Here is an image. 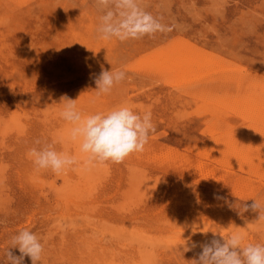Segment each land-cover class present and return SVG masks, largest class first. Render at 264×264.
<instances>
[{"label": "rangeland", "instance_id": "obj_1", "mask_svg": "<svg viewBox=\"0 0 264 264\" xmlns=\"http://www.w3.org/2000/svg\"><path fill=\"white\" fill-rule=\"evenodd\" d=\"M108 11L165 30L104 40ZM102 68L126 77L97 96ZM64 95L83 114L150 111L155 132L120 163L37 171L32 148L82 159ZM225 199L264 204V0H0V264L23 229L40 264H191L201 249L184 241L233 231L264 243L259 212L242 219Z\"/></svg>", "mask_w": 264, "mask_h": 264}, {"label": "clouds", "instance_id": "obj_2", "mask_svg": "<svg viewBox=\"0 0 264 264\" xmlns=\"http://www.w3.org/2000/svg\"><path fill=\"white\" fill-rule=\"evenodd\" d=\"M97 4L104 7L115 4L117 8L131 9L134 7V0H97ZM101 19L98 33L104 40L113 37L121 41L138 39L165 30L163 25L147 15H128L117 23L113 22V13L108 11ZM125 77L126 73L122 70L109 71L102 68L94 80L97 96L110 93ZM58 104L63 105L61 118L72 125L68 139L78 143L82 159L67 152H57L52 145L32 148L27 155L37 171L51 170L60 175L76 166L90 168L107 162L120 163L133 153L143 152L150 133L155 132L150 111L141 115L126 105H119L106 114H83L77 110V100L67 95L62 96ZM251 200V204L244 203L245 201L230 203L226 199L225 203L242 219L244 213L251 210L259 212L258 221H264V204L257 199ZM195 232L193 230V234ZM216 234L213 232L214 236ZM220 237L221 239L213 238L203 243L191 241L189 237L191 244L188 246L184 241L183 252L197 247L201 249L197 254L198 258L192 259L191 264H264V243H245V235L239 231ZM13 248L19 250V256L10 251ZM43 251L40 238L34 232L23 229L11 237L2 264H23L25 256L31 259L32 264H40Z\"/></svg>", "mask_w": 264, "mask_h": 264}, {"label": "bare ground", "instance_id": "obj_3", "mask_svg": "<svg viewBox=\"0 0 264 264\" xmlns=\"http://www.w3.org/2000/svg\"><path fill=\"white\" fill-rule=\"evenodd\" d=\"M196 70H197V69H196ZM212 91H213V90H212ZM253 113H254V112H253ZM20 123H21V122H20ZM54 129H55V128H54ZM52 130H53V129H52ZM69 143H70V142H69ZM9 147H10V146H9ZM9 147H8V148H9ZM77 148H78V147H77ZM241 157H242V156H241ZM241 157H240V158H241ZM243 158H244V157H243ZM244 163H245V162H244ZM97 166H98V165H97ZM256 168H257V167H256ZM80 171H81V170H80ZM80 171H79V172H80ZM105 173H106V172H105ZM148 177H149V176H148ZM60 189H61V188H60ZM191 189H192V188H191ZM182 191H183V190H182ZM84 193H85V192H84ZM154 193H155V192H154ZM85 194H86V193H85ZM155 195H156V194H155ZM186 195H187V194H186ZM186 195H185V196H186ZM140 196H141V195H140ZM194 199H195V198H194ZM128 200H129V199H128ZM134 200H135V199H134ZM132 201H133V199H132ZM193 202H194V201H193ZM127 203H128V202H127ZM142 203H143V202H142ZM144 203H145V202H144ZM127 208H128V207H127ZM136 209H137V208H136ZM123 210H124V209H123ZM86 212H87V211H86ZM88 212H89V211H88ZM130 213H131V212H130ZM187 222H188V221H187ZM217 222H218V221H217ZM210 224H211V223H210ZM184 226H185V225H184ZM131 236H132V235H131ZM255 236H256V235H255ZM128 240H129V239H128ZM196 256H197V255H196ZM26 264H27V263H26Z\"/></svg>", "mask_w": 264, "mask_h": 264}]
</instances>
